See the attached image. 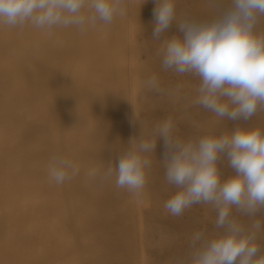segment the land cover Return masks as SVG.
Returning <instances> with one entry per match:
<instances>
[{
    "label": "clouds",
    "instance_id": "obj_1",
    "mask_svg": "<svg viewBox=\"0 0 264 264\" xmlns=\"http://www.w3.org/2000/svg\"><path fill=\"white\" fill-rule=\"evenodd\" d=\"M215 14L208 19L185 15L175 23L177 34L162 41L163 70L191 74L199 79L194 104L215 116L236 123L230 133L204 134L182 139L173 133L171 118L159 122L149 134L131 138L127 147L101 171L88 175L107 181L115 177L118 189L139 195L158 138L163 139V165L167 183L177 191L164 208L180 216L194 204H210L216 211L214 230L196 231L190 238L187 259L176 264H264V249L256 242L264 223L254 219L264 212V129L241 126L264 108V0H213ZM152 39L160 40L176 21L175 0H155ZM125 11L124 0H0V27L38 30L73 27L81 32L97 23L111 24ZM149 90L163 93L158 78L144 81ZM221 158L233 174L222 178ZM79 169L53 153L48 174L62 184ZM233 208L248 217L246 226Z\"/></svg>",
    "mask_w": 264,
    "mask_h": 264
},
{
    "label": "bare ground",
    "instance_id": "obj_2",
    "mask_svg": "<svg viewBox=\"0 0 264 264\" xmlns=\"http://www.w3.org/2000/svg\"><path fill=\"white\" fill-rule=\"evenodd\" d=\"M126 10V16H116L111 24L97 23L83 32L73 27L54 29L50 32L38 30L30 25L23 28L0 27V264H112L109 261L113 258L112 255H115L114 258L123 255V251H120L118 247L120 252L112 254L110 248L113 247V243L110 242V237L103 228L109 218L107 215L110 216L111 210L116 208L108 202L112 197L107 200V204L114 208L105 206L106 199L103 198L105 195L100 199L105 201L95 200V196L105 191V189L101 191L102 187L104 188L102 184L109 186L107 184L109 181L110 187L114 185L113 178L110 179L112 183L107 180L101 184L99 178L88 175L94 168L103 171L109 163L106 158L110 161L106 156L113 153L112 150L109 152L108 148L109 153L105 154V149L102 150V147H109L108 144L105 146V142H110L107 138L105 140L104 131L103 138L96 137L97 134H101V132L98 133L99 130H104L106 123L97 130L95 127L98 128L99 125H93V129L96 130L94 132L91 129L93 126L90 128V125L95 119L90 116L89 119L93 120H89L88 115L93 113V116L98 114L100 117L102 111V116L105 114V117H108L110 107L103 106L105 102H102L103 108L109 110L105 113L107 109L103 111L104 109L102 110L101 105L98 104L99 101H94L92 97L100 99L106 89L109 93L110 83L113 79V83L115 82L117 74L118 82L115 83L123 84L122 74L120 76L119 73L120 66H113L112 64L116 62L111 63L110 58L114 54L113 61L115 59L113 56L117 57L115 54H119L123 45L121 41L134 38L133 23L137 21V16L133 15L131 8L128 7ZM148 28L152 30V26L148 25ZM93 39L98 42L108 40L107 43H111L109 40L111 39L118 43L95 45L87 43ZM69 40H72L70 41L72 43L68 42ZM79 41H85V43ZM60 51H62L61 54L63 51H68L67 57L74 54L72 61H68L69 64H67L69 57L64 56L67 60H64V57H61L63 60L57 57V55L61 56ZM105 52L110 56H107ZM92 54L95 56L101 54L103 61L101 57L99 60L93 56L96 58L94 59ZM103 55L106 58L109 57L110 61ZM28 57L31 60H28ZM125 62L128 63V61ZM114 74H116L115 77ZM120 88L122 90L123 87ZM59 99L62 101L61 104ZM87 99L88 103L89 99L93 100V103L91 101L87 104ZM109 102L111 109L121 108V105L117 107L119 102L115 101L117 105H114V108L111 101ZM111 114L112 112L109 113L108 124L117 136L114 144L111 143L118 147L122 145H119L121 142H127V138L129 141L135 136V120L127 115L129 117L126 131L125 129L121 131L120 120L118 121L116 116L118 112L113 114L116 119H113L114 116L111 118ZM99 117L96 121L101 120ZM88 121L91 123L87 125ZM96 121V124L99 123ZM88 129L95 133V136L92 133L88 135V140L92 139L93 141L90 140L92 143L86 140L88 137L85 134H88ZM124 135L127 136H125L126 141ZM93 136L96 138L93 139ZM107 137L111 136L108 134ZM96 139L100 142H94ZM27 142L30 145H27ZM119 148L118 150L116 148V154L112 155L116 156L119 153L117 151L121 150ZM53 153L70 159L79 169L76 175L59 185L52 181L48 174V162ZM110 157H113L111 158L113 161L116 158ZM26 163L30 166L29 169ZM46 176L48 177L45 178ZM96 185H99L98 189L101 188V190L95 191ZM109 188L107 187L106 191ZM110 190L108 192H112ZM127 193L132 198L129 204L134 208L141 197L131 195L128 191ZM120 199L123 198L120 197ZM120 202L118 205L123 203L122 205L126 208L124 202ZM109 207L113 208L109 210L110 212L105 210ZM122 207H118L120 210L118 209L117 212V209L113 211L116 212L115 216L120 212L116 216L118 219L120 214L125 216L128 213L126 211L132 212L130 209L123 208L124 212ZM132 207H130L131 210H134ZM122 212L126 214L123 215ZM102 213L107 214V218L105 215L101 217ZM133 213L134 211L131 214ZM111 216L109 219L113 217ZM101 221L105 222L102 224ZM132 222L135 223V221ZM118 237L120 235L115 237L116 241L113 238L111 241L124 244L122 242L124 240ZM120 247L122 250V246ZM135 258L137 260L136 255Z\"/></svg>",
    "mask_w": 264,
    "mask_h": 264
},
{
    "label": "rangeland",
    "instance_id": "obj_3",
    "mask_svg": "<svg viewBox=\"0 0 264 264\" xmlns=\"http://www.w3.org/2000/svg\"><path fill=\"white\" fill-rule=\"evenodd\" d=\"M128 7L132 9L133 15L137 16L138 18V19L136 18L137 21L133 23V31H134L133 37L134 38L127 39V40L125 39V41H121L123 45L120 49L119 54L118 53L115 54L117 55V57L113 56L116 60L114 59L112 61V55L114 54H112L110 58L111 63H113L114 61L116 62V63L114 62L115 64H112L113 66L114 65L120 66L119 73H120V76L122 74L121 81L123 82V84L119 82L118 84L120 85H117L115 83V82H118L117 81L118 74L117 75L114 74V77L116 75L117 78L115 77V82L113 83L114 79L112 77L113 81H111L110 83L111 89L109 88L110 89L109 93H108V89H106L105 92L102 93L103 98L101 97L100 99H94V96L92 95L93 97L92 96L91 97L93 98V100L99 101L98 104L101 105L102 110L104 109L103 111H105V109L110 107V112H112L110 117L114 116L118 112V115L116 116L118 117L117 120L118 121L120 120L119 122L121 124L120 125L121 131L126 128L127 118L129 116L133 117L135 120L134 123L136 127V133L134 137H137V138L140 135L144 136L145 138H149V134L151 133L152 129L159 122L166 120L168 118H171L173 122L174 135L182 139H189V138L195 139L201 135L208 134V133H212L216 135L230 133L231 130L236 126V123L238 122L223 120L215 116L213 113H210L204 110L201 106L193 103V101L195 100L198 94L197 88L200 83L198 78H196L195 76L191 74L181 75V74L175 73L172 70L166 71V70H163L161 67L162 47H163L162 41L170 38L172 35L177 34V28H176L175 23L179 22V20H181L186 14L192 15L199 19L211 18L215 14V11H216L213 0H175L176 21H174V23L172 24V26L169 28L167 32L162 34L161 41L154 40L151 37L153 29H154V25H155V17L153 13L154 8L156 7L155 0H124L125 11H124L123 16L127 15L126 8L128 9ZM148 25L152 26V30L148 28ZM257 30L264 31V17L260 18V22L258 24ZM93 40L94 42L92 43ZM93 40H90L91 42L87 41V43L92 44V45L100 44V43H106V44L118 43L117 39L116 40L113 39L117 41L116 43L113 42L111 39H109L111 43H107L108 40H105L106 42H102V40H99L101 42H98L95 39ZM70 41L72 40H69L68 42ZM79 42H82V41H79ZM82 43H85V41H83ZM126 44H129V45L127 46ZM125 51H128V52H125ZM61 52L62 51H60L59 53V55H61L60 57L57 55L59 59H61V57L63 58L64 56L67 57L66 54L68 51L67 52L63 51L62 54ZM72 55H70V57L68 56L69 58L67 57L68 60L66 59V57L63 58L64 60L65 59L67 60V64H69L68 62L69 60L72 61V58H73ZM96 55L98 57L95 56V54H92V57L95 56L97 59L100 60V57L102 55L101 54H100L101 56L99 54H96ZM106 55L108 56L109 53L108 54L106 53ZM126 56L128 59L126 58ZM92 57L90 56V58ZM103 57L106 58V56L104 55ZM106 59L110 61L109 57H107ZM120 59H122V61ZM28 60H31V59L29 58ZM102 61H99V62H102ZM106 61L107 60H105V62ZM125 61H128V63H126ZM108 64H110V62ZM124 69L125 71H123ZM152 75H155L158 78L160 87L165 90L163 93L152 91L145 87L144 81L149 76H152ZM118 86L123 87L122 90L120 87L118 88ZM119 91H121V93H123L124 91L125 92L121 94ZM90 99L89 101L90 102L92 101L93 103V100H90ZM58 101L60 102L59 104L62 103L60 99ZM109 101H111L113 108L117 105L115 103L119 102L117 107L121 105V108H119L121 110L115 107L114 109L118 111L116 112L113 111L114 109H111L112 107L109 106L110 104ZM90 102L88 103V99H87V104H90ZM102 102L103 103L105 102L103 106L107 107L108 105V107L103 108ZM126 110H127V113H126ZM107 111L109 110L107 109L105 113H107ZM89 112L92 113V111H89ZM110 112H108V117H109ZM100 113H101L100 115L101 118L98 116V114L94 116H93V113L88 115V119L90 118V116H92L95 119V120L89 119L91 121L93 120L92 125H90V128L93 125H97V126L99 125L98 128L95 127L97 130V129H100L99 128L100 126H103L106 123L105 127L107 129H105L104 127V130L103 129L99 130L98 133L101 132V134L98 135L96 133L97 134L96 137L98 136V138H103L102 136L104 134L102 135V132L103 131L105 132V140L107 138V141H110V142L109 143L105 142V146L108 144L109 147L108 146H106V148L102 147V150L105 149L104 150L106 151L105 154L109 153L110 150L113 151V153L111 152L110 155L106 156L110 159L109 161L106 158L107 162H112L113 160L111 158L113 157H110V156H114V157L117 156V155L116 156L112 155L114 153L116 154V148L117 150L119 147L121 148V150L117 151V153L118 152L120 153L121 151H123L127 147L126 144L128 143V138H127V142H121L119 144V145L122 144L121 146L115 147V145L113 144L117 136L115 133L112 132V130L109 127L110 124L108 123L110 119L108 117H105L104 113H103L104 116H102V111ZM98 117L101 119L100 121L103 123H101L99 120L96 121ZM114 117L113 119H116V117L115 118ZM104 119L106 120V122H104L105 121ZM107 119H109L108 122H107ZM91 121H88L87 125L91 123ZM95 121L99 123L96 124ZM241 126L259 127V128L264 129V108L258 109V111L255 113V115L251 117V119L247 122V124L244 125L242 122ZM87 127L88 126H86V128ZM93 128L94 126L91 129L94 130ZM92 130L87 131L88 134L87 133L85 134L87 135L86 137H88L89 133L90 134L92 133L90 132ZM96 130H94V132ZM94 132L92 134L95 136ZM108 134L111 136L110 138L107 137ZM91 136L92 135H90V137ZM94 136L92 137L93 139L96 138ZM125 136L126 135H124V140L126 141L127 136L126 137ZM88 139L89 137L86 138L87 141L92 140V139L90 140ZM97 139L94 142L99 143L100 140H97ZM92 141L90 142L92 143ZM102 141L103 139L101 140V142ZM28 144L29 143L27 142V145ZM90 145L93 146V144H90ZM92 146L91 147L89 146V148H92ZM107 148L109 149V152ZM163 154H164L163 139L158 138L156 141V147H155L154 152L145 154L146 158L149 159L151 163H150V166L146 169L145 186L139 194V196L141 197V200L139 199L137 201L136 206H134V208L132 207L131 204H129L132 198L130 195H128L127 190L120 189L122 192L120 190L118 191V188L116 187V184H115V177H113L114 182L112 181L114 185L113 186L111 185V187H110L109 181L107 183L109 184V186L108 185L106 186V184H102V182L105 183V181H101V182L99 181V183H101L104 186V188L102 187L103 190H101V188L98 189L99 185H96L97 188H95V191L101 190L103 192L104 189L105 191L103 194L100 192L102 195L99 193V191H97L100 195L95 196V200L103 202V200L106 199L105 206L107 207V205L109 204L114 205V207L116 206V208H114L113 206L109 205L114 208L113 211L117 209L116 212L119 209L118 207L123 206L122 205L123 203L118 205L119 203H121L120 201H122L126 205L125 206L126 208H124L123 206L122 210L124 208V210L130 209V211L132 212L134 211L133 215L131 214L132 212H129V210L126 211L128 212L127 214H129V216L126 213L125 215L122 212L123 215L125 216H122V214H120L122 217L119 215V219L116 216H118L120 212H118L115 216L116 212H113L111 210L113 208H110V207H109L110 209L106 208L105 210L107 211L111 210L110 214L113 216L112 217L110 215L112 217L111 219H109L110 216L107 214L106 215L109 218L106 217L105 213L107 211L105 213L100 214L101 217L102 215L103 216L105 215V217L109 220L107 221L110 225L106 223L107 221L106 222L101 221V223L105 222V224L103 225V228L106 231L105 233L109 235L110 242L113 243L112 244L113 247L111 246L110 248L112 254H116L117 252L123 251L122 257L118 256L119 258L118 257L114 258L115 255L111 254L113 258H111V260L109 259V261L112 264H139V263L140 264H176L177 260L180 258L187 259L190 253V248H189L190 238L194 232L204 230L206 235H211L214 230V221L216 218V211L213 209V207L210 204H202V203L194 204L190 208L186 209L184 213L180 216H173L165 210L164 202L171 195H173L177 191V189L173 185H170L169 183H167L165 179L164 165L162 162ZM27 163L29 164V162ZM27 163L26 165H27V168L29 169L30 166ZM105 164H106V161H105ZM219 168L222 174V178H227L228 176L233 174V170L228 167V162L226 159L221 158V160L219 161ZM28 173L29 171L27 172V175ZM47 177L48 176H46L45 178ZM105 187L106 188L110 187L109 189H111L112 192H108L109 189L108 191H106ZM124 192H125V195H124ZM105 193H107L108 195ZM102 196L103 198L104 197L105 198L103 200H100L102 199ZM119 196L123 199H120ZM109 198L111 199L108 200ZM107 200L108 202H110L109 204H107L108 203ZM113 201H114V204H112ZM126 203H128L129 205H127ZM130 207H132V209L134 210H131ZM232 212H233L234 217H236L241 223L245 224L246 226L251 224V220L248 217L239 214L235 208H233ZM114 218L116 219L114 220ZM127 218L129 222L127 221ZM254 219H258L262 223H264V212L259 213ZM132 221H135V223ZM130 222L132 223L130 224ZM133 223L134 225H132ZM116 225L117 227H115ZM105 227L106 228L108 227L109 229L107 228L106 230ZM124 230H125V233H124ZM127 230L129 233L127 232ZM118 235H120V237L118 238H121L122 240H124L122 241L124 244L122 245L118 244L119 241L115 242L116 241L115 237H117ZM112 238L115 239L114 241L115 245H114V242H112L113 241ZM256 242L261 246L262 249H264V232H261L258 234V239ZM119 245L122 246V250ZM117 247L120 248L119 249L120 251H118ZM135 255L137 256L138 261L136 260Z\"/></svg>",
    "mask_w": 264,
    "mask_h": 264
}]
</instances>
